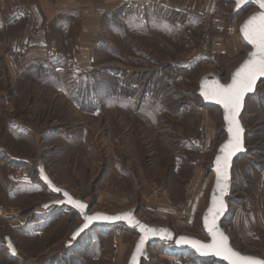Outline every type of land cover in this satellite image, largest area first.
<instances>
[{"label": "rangeland", "instance_id": "1", "mask_svg": "<svg viewBox=\"0 0 264 264\" xmlns=\"http://www.w3.org/2000/svg\"><path fill=\"white\" fill-rule=\"evenodd\" d=\"M195 1L203 5L205 0ZM206 2L210 14L205 17L199 15L203 8L198 6L171 14L165 10L170 5H129L107 22L100 36L102 43L92 54L93 68L80 71L67 64L61 70L62 79L56 74L59 71L46 66L31 71L37 77L31 78L25 98L28 115L42 120L44 106H50L53 126L60 122L69 136L66 143L52 142L41 149L45 161L19 162L6 156L5 165L18 166L22 174H13L5 194L0 264H23L25 260L36 264H126L137 238L125 224L97 225L67 245L80 216L68 206L47 210L39 206L53 193L45 184L38 193L36 186L23 183L39 181V165L53 181L86 201L90 212L114 213L135 207L137 216L147 223L166 224L176 233L207 239L201 213L213 179L212 158L225 133L221 109L203 104L198 81L207 71L224 82L229 79L230 71L248 50L239 24L256 6L250 4L235 12L233 0ZM232 34L242 40V49L235 53L229 46ZM108 40L114 42V48L108 47ZM62 86L67 97L44 91ZM143 94L148 96L140 99ZM125 101L130 105L125 107ZM75 105L87 110L99 105V117H86ZM241 120L246 150L233 161L222 226L239 250L264 258V222H259L264 218V79L247 96ZM81 121L82 130V125L77 126ZM2 135L0 129V140L8 150L18 148ZM23 147L25 153L30 151ZM17 189L24 193L22 200H17ZM38 227L40 234L31 232ZM5 235L21 253H9ZM141 264L224 263L201 259L173 242L154 241Z\"/></svg>", "mask_w": 264, "mask_h": 264}, {"label": "crops", "instance_id": "2", "mask_svg": "<svg viewBox=\"0 0 264 264\" xmlns=\"http://www.w3.org/2000/svg\"><path fill=\"white\" fill-rule=\"evenodd\" d=\"M6 1L0 0V5ZM16 2L28 8L32 21L27 44L20 48V53L7 59L0 56V129L3 135L10 138L13 145H18L17 149L14 147L10 151L0 140V146L3 147L1 151L5 152L0 151V219L4 216L1 212L5 210V194L10 191L11 177L14 173L22 174L18 166L5 165L4 161L8 159L6 156L19 162L45 161V155L43 156L44 153L41 151V149L44 151L45 145H51L52 142L57 141L65 143L68 141V132L62 128L61 123L56 121L55 125L57 126H53L52 117L48 115L51 110L50 106H44L45 115L42 120L31 118L28 115L30 106L25 105V98L30 90V82L37 77V73L31 74V71L46 66L55 73L59 71L56 74L62 79L61 70L66 69L67 64H72L80 71L93 68L95 58L92 54L102 43L100 36L106 31L107 22L110 18H115L117 12L129 5L140 8L170 5V8L165 10L171 14L192 11L198 6L203 8V12H199V15L203 17L210 12V8L208 12L206 10L210 6L206 0L203 5L196 4L195 0H16ZM22 24V18L17 17L11 19L7 27L4 28L0 19V37L5 36L9 44L14 45ZM231 41L229 46L232 52L235 53L242 49V40L239 36L232 34ZM106 43L109 48L115 47L112 40L111 42L108 40ZM44 91L54 94L56 97L61 98L62 95L67 97V90L63 86L54 90L47 88ZM145 95L143 94L140 99ZM126 103L130 105V102L125 101L123 102L125 107ZM75 106L79 109V113L86 117H99L101 108L99 105L91 110ZM78 125H82L79 126V129L82 130L84 127L82 121L78 122ZM75 132L79 133V131ZM23 146H27L30 151L25 153L22 149ZM23 183L36 186L39 190L38 193L44 190V183L40 179L39 181L33 179L29 182L27 180ZM199 191L202 193V188H199ZM23 194L17 189V200H22ZM41 202L43 201L39 202V206ZM53 212L56 213L55 210ZM58 214L56 216H60ZM259 222L263 223L264 218ZM31 232L40 234V227ZM237 235L240 236V234ZM16 247L17 253H21L20 248L17 245ZM23 264H36V262L25 260Z\"/></svg>", "mask_w": 264, "mask_h": 264}, {"label": "water", "instance_id": "3", "mask_svg": "<svg viewBox=\"0 0 264 264\" xmlns=\"http://www.w3.org/2000/svg\"><path fill=\"white\" fill-rule=\"evenodd\" d=\"M233 1H234L233 10L235 12L239 11L244 6H247L250 4H253L256 6V9L254 11L250 12L249 14H247L245 16V18L240 22L239 27H238L239 34H240L242 40L248 45V50H246L245 55L241 59V61L230 71L229 79L226 82H224L220 78V76L217 75L216 73L211 72V71H207V72L203 73L201 75V77L199 78L198 90H197L198 95L200 96V98L202 99V101L205 105H215L221 109V115H222V120H223V132L225 133L224 138L218 143L216 150H215V153H214L213 158H212L211 170L213 173V179H212V183H211L209 193H208L207 204L201 213V225H202L204 232L207 235V239L203 240V239H200V238L193 236V235H190V234L176 233L170 226H168L166 224L147 223L137 216L135 207H130L128 209L118 211V212H114V213H108V212L101 211V210H96V211L90 212L88 204L86 201H84L81 198L74 196L68 189H66L62 185H59L55 181H53V179L50 177V175L46 172L44 166L39 165L38 166V176L41 179V181L48 187V189L53 193L52 197H50L49 199L40 203V207L47 210L50 207L68 206V207L74 209L80 216V219H81L80 223L77 224L69 233L68 239L66 240L67 245L72 244L83 233H85L87 230H89L93 226L125 224L127 227L133 229L137 233V238H136L134 245L131 249V252L128 256L126 264H133L134 255H135V264H141V261L143 259L147 258V256H148L149 244H151L154 241L173 242V244L179 249H191V250H193L194 253L201 259L213 258V259L219 260L225 264H231L230 260L225 259L222 255H216L215 252H213V251L200 252V251H197L196 248H194L191 243H177V241L180 237H186V238L198 240V241H201L205 244H209L212 242V235L209 233V231L205 225V217H208L209 221H211L213 213H210L209 209L213 207V200L215 198L217 201L222 200L224 203L223 210L220 211L218 215H216L215 223H216V226L218 227V229L223 233V235L225 237H227L228 246L243 256H251V257H255L259 260L264 261V258L260 255L252 254V253H245V252L239 250L232 243L228 232L222 226V221H223V219L227 213V210H228V196L230 195L231 184H232L233 161L239 154L245 152V150H246V147H245V128H244V125H243L242 120H241L242 112H243L244 105H245V100H246L248 95L254 93L258 82L260 80L264 79V77L258 78L255 85H254L253 91L247 93L244 97L243 107H242V109L239 113V116H238L239 122L244 129L243 134H242L243 149L244 150L236 152L234 155L231 156V158L229 160V166L227 169L228 180L226 182V187L223 189V191H221V188L218 187V184H217L218 173L216 171V168H217L216 160H217L218 156L222 155V152H221L222 146L229 139L230 134L228 132V122L224 118L225 117V109H224L223 105L218 103L214 99H205L204 95L202 94V87L204 86L205 81H207L209 85H211L213 82H219L220 84H225V85L231 83L232 76L234 75L236 69L246 59L249 58V53L255 50L254 47L251 44H249L248 41L244 38L242 26L245 24V22L249 19V17L253 13L261 11L259 4L256 2V0H241L240 4H237V0H233ZM56 189H59V191H57ZM65 193H67V195H65ZM69 198H71L74 201H79V202L83 203L86 207L83 209V211H81L73 203L69 202ZM97 214H99L101 216H109V217H113V216H117V215H121V214H130V217H126L125 219H118V220H108V219H99V218L93 219L88 224L87 228H84L83 231L77 232V230L80 229L82 227V225L85 223V215L92 217V216H95ZM141 226H146V228L144 230H142ZM153 229L155 230V234L152 231ZM74 233H76V234L74 235ZM142 236L145 237L144 244L141 246L143 251H142V253H136L137 244L140 241ZM4 242H5V245L9 251V253H11L12 255L17 254V251H18L17 247L15 246L13 240L11 239V237L9 235L4 236Z\"/></svg>", "mask_w": 264, "mask_h": 264}, {"label": "snow or ice", "instance_id": "4", "mask_svg": "<svg viewBox=\"0 0 264 264\" xmlns=\"http://www.w3.org/2000/svg\"><path fill=\"white\" fill-rule=\"evenodd\" d=\"M259 4L261 11L253 13L249 19L242 26L244 38L254 47V51L249 53V58L246 59L235 71L232 76L231 83L220 84L213 82L211 85L207 81L204 82L202 87V94L205 99H214L222 104L225 109V120L228 122L229 139L222 146V155L217 157L216 171L218 173L217 184L221 191L226 187L228 180V166L229 160L236 152L243 151V127L241 126L238 116L243 107V100L247 93L253 91L254 85L258 78L264 77V0H256ZM241 0H237L240 4ZM59 191V189H56ZM67 195V193H65ZM69 202L73 203L81 211L86 207L79 201H74L69 198ZM224 208L222 200H213V207L209 209L213 213L211 221L205 217V225L212 235V242L205 244L201 241L180 237L177 243H191L197 251H213L216 255H222L225 259L230 260L231 264H264V261L251 256H243L234 251L228 246L227 237L218 229L215 223L216 215L219 214ZM130 217V214H121L113 217L101 216L99 214L89 217L85 215V223L77 232L83 231L88 227V224L93 219H108L118 220ZM138 223V222H137ZM142 230L146 226H141ZM155 234V230H152ZM76 233H74L75 235ZM145 237H141L136 247V253H142V245L144 244ZM133 264H135V255L133 257Z\"/></svg>", "mask_w": 264, "mask_h": 264}, {"label": "built area", "instance_id": "5", "mask_svg": "<svg viewBox=\"0 0 264 264\" xmlns=\"http://www.w3.org/2000/svg\"><path fill=\"white\" fill-rule=\"evenodd\" d=\"M17 17L22 18L23 24L15 38V44L10 45L5 36L0 37V56L4 59L19 54L20 48L26 46L32 18L28 8L19 5L16 0H7L0 5V19L4 28L11 19Z\"/></svg>", "mask_w": 264, "mask_h": 264}]
</instances>
